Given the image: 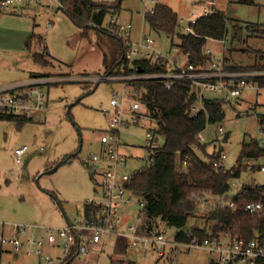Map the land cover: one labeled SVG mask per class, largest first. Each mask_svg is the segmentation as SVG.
Returning a JSON list of instances; mask_svg holds the SVG:
<instances>
[{"label": "rangeland", "instance_id": "374dc122", "mask_svg": "<svg viewBox=\"0 0 264 264\" xmlns=\"http://www.w3.org/2000/svg\"><path fill=\"white\" fill-rule=\"evenodd\" d=\"M208 1L154 0V3L172 8L183 29L189 24L193 14L198 17L202 6L208 4ZM213 1L218 10L241 28L237 27L235 30L229 25L226 38L223 41H212L209 47L218 59L227 57L232 65H254L257 62L256 55L264 52V33L252 34L244 26L256 24L264 29V0H254L251 5L230 0ZM144 4L151 7V3H146L145 0H123L119 14L113 18L120 24L131 22L130 13ZM31 7L39 10L18 14L5 12L0 15V86L22 82L35 76L43 80L49 79L46 83L45 107L31 117L32 121L17 130L13 122L0 120V228L4 226V234L8 231L13 233V228L7 230L13 224L63 227L66 220L74 222L81 218L84 203L96 198V181L90 178V172L83 163L88 160L89 155L97 154L101 145L100 137L110 128V120L116 111L110 100L117 94V110L122 113L123 118L131 119L130 104L139 98V94L132 91L130 78L133 73L125 72L122 65L105 71L104 55L108 66L119 55L115 43L109 38L114 33L105 29L107 34L103 31V35L97 37L98 42L92 37L93 31L89 38H82L80 28L61 9H56L58 7L54 0H43L40 6ZM134 16L132 31L141 22L139 13L136 12ZM109 19L110 16L107 15L104 28ZM140 28L148 34L147 28L145 30L141 24ZM98 30L101 32L103 29ZM32 33L45 39L48 55L41 54L44 66L32 59L33 51L38 50L34 47L35 44L31 45L32 50L24 47V40ZM150 35L158 42L164 41L162 37L157 38L156 34ZM31 72L37 73L30 74ZM208 97H215V94L206 93V98ZM232 104L224 105V118L221 122L207 124L198 136L200 143L207 146V151L211 152L214 145L221 147L226 156L223 160L226 167L235 163L244 136L259 139L264 144V92L260 91L257 95V91L252 88L246 89L239 99L232 100ZM134 115L138 116V122L129 120L117 133V149L125 158L122 171L126 173L138 171L145 164L146 132L155 128L143 105ZM219 126L226 130V141L225 133L218 132ZM162 144V138L157 136V145ZM18 145H27L29 148L17 165L13 150ZM78 149L77 158L60 164L65 155ZM256 162L264 164V159ZM50 165L54 168H50ZM249 179L264 185V170H243L238 178L230 180L226 196L234 197L239 185ZM50 193H54L57 200ZM127 198V204L120 206V214L133 223L138 219L141 207L133 196L127 195ZM206 208V205L200 204L194 211L196 217L189 218L186 227H202L204 219L201 216ZM147 222L144 218L140 225V221L138 222L142 232V227L147 226ZM158 224L157 219L152 220L149 229H155ZM122 230L121 226L119 231ZM167 230V237L170 239L174 229ZM35 235H40L38 230ZM113 238L114 233L102 239L103 242L107 239L111 243L104 248L109 255L113 253ZM44 251L53 258L58 252L49 247H44ZM1 253L0 262L11 260L14 264L44 263L37 256L25 255L23 251ZM128 253L127 259L137 261L138 264H213L208 252L202 248H168L165 249L163 258H158L151 250L143 253L135 248ZM100 255L105 260V256L102 253Z\"/></svg>", "mask_w": 264, "mask_h": 264}, {"label": "trees", "instance_id": "16d2710c", "mask_svg": "<svg viewBox=\"0 0 264 264\" xmlns=\"http://www.w3.org/2000/svg\"><path fill=\"white\" fill-rule=\"evenodd\" d=\"M58 1L62 4L60 8L62 12L76 27L80 28L81 36H87L90 31H94L99 38L103 31L107 34L106 28L103 27L105 17L116 16L120 12L123 0ZM232 1L249 5L254 3V0ZM153 8V13H147L144 16L148 32L171 37L176 35L180 50L183 53L188 52L189 61L196 66L203 65L207 59L205 49L212 41H223L226 38L229 25L235 30L237 27L241 28L237 23L233 24L224 12L216 8L208 15L198 16L195 22L188 24L191 32L183 33L180 30L178 15L172 8L156 2ZM244 27L252 34L264 33L260 25L246 24ZM99 28L103 30L99 32ZM109 38L115 43L119 55L109 66L104 55L105 71L119 65L123 66L125 72L131 73L163 71V67L157 64L151 66L146 61L137 60L130 62L125 56L128 40L116 35ZM32 44L38 48L32 53L33 61L44 66L41 54L48 55L44 37L30 34L24 41V47L32 50ZM255 61L257 62L252 66H240L232 65L229 58L223 57V64L227 69L264 70V52L258 53ZM253 81L258 86L257 95L260 91L264 92V76L254 77ZM131 86L133 93L139 94L138 100L146 109L149 120L155 125V128L149 131L163 140V144L157 148L145 147L147 150L145 164L125 186L129 196H133L139 204H142L138 214H143L148 221L147 226L150 227L151 221L157 219L159 224L163 223L172 229L185 227L189 218L196 217L194 211L202 204L207 206L201 216L204 219V225L190 230L200 239L209 237L212 233L214 236L235 235L244 239L257 236L261 241L264 240V185L255 183L254 179L246 180L240 191L232 198L233 208L221 207L217 200L228 192L230 180L238 178L243 170L248 172L259 170L256 165L248 170L246 161L256 162L264 159V144L259 139L244 136L235 163L231 167H226L218 165L221 147L214 145L211 152L207 151V146L200 143L198 137L207 124L223 120L224 105H233L232 101H224L217 97L203 98L198 112L193 114L192 109L197 105V99L190 91L187 82L183 80L173 81L169 88L158 80L136 81ZM263 118L261 117V123ZM0 120L13 122L19 130L24 124L32 121V118L5 114L0 115ZM226 136L225 133V141ZM78 152L79 149L65 155L60 164L77 158ZM83 164L87 166L86 161ZM90 178L94 180L91 174ZM50 194L54 200H57L54 193ZM193 196H196V199H192ZM247 202H260L263 207L258 212L249 213L244 210ZM99 211V206L85 202L82 216L94 218ZM175 239L187 241V235L179 232ZM76 254L77 250L74 246L62 262L55 264H70ZM110 263L136 264L135 261L127 258L111 259Z\"/></svg>", "mask_w": 264, "mask_h": 264}, {"label": "built area", "instance_id": "2783aa9c", "mask_svg": "<svg viewBox=\"0 0 264 264\" xmlns=\"http://www.w3.org/2000/svg\"><path fill=\"white\" fill-rule=\"evenodd\" d=\"M58 8H62V4L58 0H54ZM232 1V0H230ZM43 0H0V11L13 10L18 6H40ZM151 3V7L144 4L142 15L154 12V0H147ZM216 4L213 0H209L208 4L203 5L200 15H208L216 10ZM197 16L193 14L189 23L195 22ZM106 29L114 33L116 36L126 38L127 51L126 59L132 61H146L151 66L155 64L162 66L163 71L154 72H137L133 73L130 78L131 84L141 80H158L162 81L167 88L173 81L183 80L187 82L190 91L197 99V105L192 109L193 114L197 113L206 93H214L215 97L224 101H232L239 98L243 91L252 88L257 91L258 86L253 81L254 77L264 76V70H234L224 67L223 59H218L213 51L206 47L205 54L207 59L203 65L196 66L189 61V53H183L177 45L176 35L165 36L156 34L157 38L164 41L158 42L151 35H144L138 42H131L129 39V30L131 23L120 24L113 16L110 17ZM180 30L183 33L191 32V27L187 25ZM167 42V43H166ZM162 46H165L162 47ZM49 79L43 80L39 77H29L27 80L13 84L0 86V115H20L32 117L42 111L46 104V83ZM209 98V97H208ZM110 104L116 108L115 114L110 120L109 130L102 133L100 137L101 148L97 154L89 155L86 161L87 168L95 182L96 198L87 202L100 207V211L94 218L81 216L78 221L70 222L63 227H47L30 224H15L13 233L10 231L4 234L0 231V246L10 248L14 252L24 251L26 255H35L41 258L43 264H52L55 261L44 254V247H55L63 253L65 259L75 246L77 250L76 256H85L93 247V244L99 242L104 236L109 234H118L119 227L122 224V216L120 214V206L126 205L129 195L125 186L130 183L132 177L137 170L131 173L122 171L125 165V158L118 152V130L127 125L129 120L134 123L138 122L134 113L138 112L141 102L137 99L130 104L131 119L123 118L122 113L117 110L118 99L117 94L110 100ZM225 129L218 127L219 134H224ZM145 147L157 148V136L152 131L146 132ZM27 145H19L14 148V162L20 164L24 154L28 150ZM219 166H223V160L226 158L223 152L219 155ZM248 170L256 165L259 170H264V164L246 161ZM103 168L101 172L99 169ZM96 176H99L96 177ZM98 179V181H97ZM255 183H257L255 181ZM243 184V183H242ZM241 185L237 188L240 191ZM98 196V197H97ZM233 197H227L226 194L217 198L219 206L234 207ZM192 199H196L193 196ZM140 207L142 204H139ZM260 202H247L244 210L253 213L262 209ZM138 222L144 218L143 214H138ZM145 219V218H144ZM193 228L181 227L174 229V234L169 239L167 237V229H170L163 223H160L155 229H149L145 226L142 232L138 224H131L126 237V250L138 249L145 253L148 250L155 252L158 258L164 257L165 249L172 247H194L202 248L209 254L213 264H260L264 263V240H260L257 236L250 239H244L239 236L220 235L214 236L210 233L209 237L200 239L190 232ZM7 230H10L8 228ZM37 230L39 236H36ZM121 232V231H120ZM184 232L187 235V241L175 239L176 234ZM22 235V237H20ZM62 262V261H61ZM0 264H14L10 260L2 261Z\"/></svg>", "mask_w": 264, "mask_h": 264}, {"label": "crops", "instance_id": "0c3cea01", "mask_svg": "<svg viewBox=\"0 0 264 264\" xmlns=\"http://www.w3.org/2000/svg\"><path fill=\"white\" fill-rule=\"evenodd\" d=\"M146 1L147 0H145V2ZM94 2H100V1H94ZM143 7H144V5H141L140 8L136 9L137 11H135L133 13L131 12L130 15H129L131 22H132L133 18H135L134 15H136V12L139 13L140 17H141V22H139L138 26H134V30L133 31L131 30V28H133V25H131V28H130L131 31H129V39H130L131 42H138L142 38V36L150 35V32H148V34H145V32L142 30V28H140V24H141L142 27L144 26L145 30L147 28V26H146V24L144 22V16L142 15ZM56 9H60V8H56ZM36 10H39V9H37L36 7H31V6H25V7L18 6L16 8H13V10L3 11V12L0 11V15L4 14L5 12L6 13H10V14H18L19 12L20 13L25 12V11H31L32 12V11H36ZM128 22H130V21H128ZM147 30H148V28H147ZM90 32H92V31H90ZM90 32H89V34L87 36H81V35L80 36L82 38H84V37L85 38H89L91 36ZM92 37L94 38V40H96L98 42V38H97V35L95 34V32H94V36H92ZM46 49H47V47H46ZM33 73L36 74L37 72H31L30 74H33ZM100 148H101V145H99V149L97 150L96 153H98L100 151ZM102 170H103V168H100L99 172H101ZM88 200H90V199H88ZM81 216H82V214H81ZM70 222H72V221L66 220V224H68ZM131 224H138V220H136L135 222L131 223V222L128 221V218H126L125 216L122 217L121 226H122V229H124V230H122L121 232L119 231L118 234H114L115 238H113L114 240H112V244H113L112 245V252H113L112 254L109 255L108 253H106V249H104V248L107 247L108 244L110 245L111 243L110 242L108 243L107 239L105 240V242H103V240H102L103 238H102L99 242L93 244L92 249L85 256H76L72 260V262L70 264H111L110 263L111 259H122V258H124V256L126 258H128L127 254H129L128 252H131L132 250H126V248H125V246H126V237H125L124 234L127 232V229H128V227ZM140 224H141V222L139 223V225ZM14 225L15 224L10 225V226H8V228H13ZM64 226H65V224H64ZM120 227H119V230H120ZM3 228H4V226H2V228H0V231H4ZM142 230L144 232L145 231V227H142ZM45 247H48V246H45ZM49 248L58 250V252L54 256L55 259L50 254L45 253V251H44V254L48 255L49 257H51L55 261V263H60L61 261L64 260L63 253L59 249H57L55 247H49ZM3 251L9 252V253L14 252L10 248H4V247L0 246V257H1V254H2L1 252H3ZM14 253H16V252H14ZM100 253H102L105 256V260H104V258L101 257ZM14 256H15V254H14ZM39 259H41V258H39ZM135 262H136V264H138L137 261H135ZM55 263H52V264H55Z\"/></svg>", "mask_w": 264, "mask_h": 264}, {"label": "bare ground", "instance_id": "6f19581e", "mask_svg": "<svg viewBox=\"0 0 264 264\" xmlns=\"http://www.w3.org/2000/svg\"><path fill=\"white\" fill-rule=\"evenodd\" d=\"M35 41V40H34ZM35 61V60H34ZM127 189V188H126ZM233 201V200H232Z\"/></svg>", "mask_w": 264, "mask_h": 264}]
</instances>
